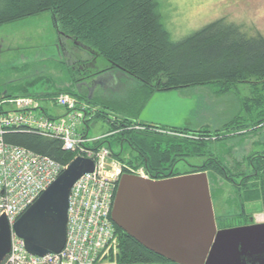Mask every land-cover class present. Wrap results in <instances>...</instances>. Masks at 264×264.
Masks as SVG:
<instances>
[{
	"label": "trees",
	"instance_id": "trees-1",
	"mask_svg": "<svg viewBox=\"0 0 264 264\" xmlns=\"http://www.w3.org/2000/svg\"><path fill=\"white\" fill-rule=\"evenodd\" d=\"M45 12L50 14L52 25L61 36L72 42L63 57L71 69L72 84L108 71L120 72L136 83L135 86L129 84L128 88L124 86L123 96L105 97L98 109L91 111L89 106L86 110L87 115L101 117L111 125L107 134L91 147H109V137L127 142L133 149L142 147L150 151L161 143L165 145V139L145 135L153 131L127 130L128 126L135 124L131 117L139 115L154 93L215 85L217 93L223 94L236 92L238 83L243 82L249 83L251 93L240 104L244 115L235 114L223 127L226 132L236 130L245 135L260 131L264 134L261 125L264 122V36L261 34H250L241 24L219 18L180 40L172 41L157 11L156 0H0V26ZM71 65L78 66L77 71ZM251 76L256 79L250 80ZM57 93L60 92L54 90L49 95ZM15 95L0 90V97ZM71 95L95 105V99L77 93ZM111 112H114L112 119L109 118ZM139 124L185 134L173 137L174 152L186 151V156L193 157L200 156L202 151L198 144L200 136L211 133L202 128ZM3 140L63 164L70 163L74 157L73 153L62 149L60 140L47 139L31 131H7ZM118 159L134 170L141 167L130 159ZM251 160H259L256 168L263 169L260 161H264V151L252 155ZM213 165L212 173L227 177L226 166ZM162 167L146 157L141 168L149 175ZM123 172L129 173L125 169ZM261 180V191L257 189L250 194L244 188L243 201L261 200L264 206V177ZM210 195L212 199L211 192ZM115 229L118 234L115 264H176L146 249L117 226Z\"/></svg>",
	"mask_w": 264,
	"mask_h": 264
},
{
	"label": "rangeland",
	"instance_id": "rangeland-1",
	"mask_svg": "<svg viewBox=\"0 0 264 264\" xmlns=\"http://www.w3.org/2000/svg\"><path fill=\"white\" fill-rule=\"evenodd\" d=\"M156 8L172 41L180 40L219 18L241 24L250 34L264 36V0H156ZM61 37L53 27L48 12L1 25L0 90L16 95H39L37 98L41 99L50 98L49 94L54 90L76 94L71 69L59 49L58 40ZM65 42L68 48L72 47L70 40ZM71 68L77 71L78 66L71 65ZM249 78L256 79L254 76ZM119 82L125 88L130 86L128 82ZM124 86L114 92L120 94ZM217 89L215 85H208L156 92L151 106L147 105L136 118L131 119L135 123H144L147 114L154 123L168 128H202L212 133L218 129L226 132L224 124L235 114L244 115L240 104L244 98L250 97V87L249 83L243 82L238 83L236 92L218 94ZM82 93L85 96L86 93ZM77 94L81 95L79 92ZM41 105L48 109L50 115L60 110L48 100L41 101ZM113 116L114 112H111L109 118ZM88 124L86 137L89 146L111 129L109 122L101 117L90 115ZM231 131L236 133V130ZM259 132L231 135L224 145L200 146L205 152L202 157L210 164L207 175L217 228L248 225L250 219L254 223L264 222L261 200L242 199L244 188L252 194L257 189L261 191L263 185L264 161H260L263 169H257L259 160H251L252 155L264 151V134ZM107 141L114 155L127 158L125 143L117 141L115 137H109ZM202 160L201 156L188 157V161L195 164H200ZM215 162L227 167L226 178L211 172L214 166L211 164Z\"/></svg>",
	"mask_w": 264,
	"mask_h": 264
},
{
	"label": "water",
	"instance_id": "water-1",
	"mask_svg": "<svg viewBox=\"0 0 264 264\" xmlns=\"http://www.w3.org/2000/svg\"><path fill=\"white\" fill-rule=\"evenodd\" d=\"M93 169L91 159L75 157L12 225L0 216V264L12 234L31 255L62 250L70 189ZM110 218L143 247L176 264H264V222L217 229L204 171L164 179L122 173Z\"/></svg>",
	"mask_w": 264,
	"mask_h": 264
},
{
	"label": "built area",
	"instance_id": "built-area-1",
	"mask_svg": "<svg viewBox=\"0 0 264 264\" xmlns=\"http://www.w3.org/2000/svg\"><path fill=\"white\" fill-rule=\"evenodd\" d=\"M45 100L62 109L64 115L48 114V109L41 105ZM88 108L86 102L62 92L48 99L32 95L0 97V216L4 215L10 225L69 163L63 164L25 147L8 144L3 140L4 133L25 130L60 140L62 149L74 154L73 159L81 156L94 163L93 171L79 177L70 189L66 241L62 250L43 256L31 255L23 240L12 234L10 251L1 264H115L118 234L110 213L117 181L124 169L147 178L149 175L143 168L127 167L107 146L88 145L86 134L78 130L86 120ZM261 125L264 126V122ZM146 129L173 132L167 128H147L139 123L127 127V130L136 131Z\"/></svg>",
	"mask_w": 264,
	"mask_h": 264
},
{
	"label": "flooded vegetation",
	"instance_id": "flooded-vegetation-1",
	"mask_svg": "<svg viewBox=\"0 0 264 264\" xmlns=\"http://www.w3.org/2000/svg\"><path fill=\"white\" fill-rule=\"evenodd\" d=\"M68 41L69 39L66 38ZM65 38L64 40L62 37L58 40V45L59 49L62 52V57L66 56V41ZM124 86L122 83L116 82L113 86V90H120V87ZM190 133V132H189ZM152 136L156 138L157 140H166V144H159V146L152 148L150 151L149 150H144L142 147H137L135 149L130 148L127 142H124L127 145V158L130 159L133 164L139 165L143 167L146 162V157H149L151 160H153L156 164L162 165V169L157 170L151 174H149V178H154V179H164V178H171L174 176L182 175L190 170H199V171H204L208 172L209 167L208 161H206L205 158L202 156L205 154L204 151L200 152V156L203 159L200 164H195L191 163L188 161V157L186 156V151L182 152H174L173 149V143L172 139L174 136H179L181 133H165L161 131H153L152 133L145 134ZM231 133L230 132H211V133H206L202 134L200 137L201 139L198 141V144L201 147L205 146H218V145H224L223 143H227V141L230 139ZM181 154V155H180ZM198 156V157H200ZM216 164V162L214 163ZM213 165V163L211 164ZM140 167V168H141ZM208 176V175H207ZM250 220L249 224H252ZM221 229V228H217Z\"/></svg>",
	"mask_w": 264,
	"mask_h": 264
},
{
	"label": "crops",
	"instance_id": "crops-1",
	"mask_svg": "<svg viewBox=\"0 0 264 264\" xmlns=\"http://www.w3.org/2000/svg\"><path fill=\"white\" fill-rule=\"evenodd\" d=\"M93 79H94V77L91 79L82 81L78 84L73 85V87L77 93L79 92V93H81V95L84 96V94L82 93V91H83L84 93H86L85 98L95 99V105H94V103H88L87 101H85V99L79 98V100L86 102L87 105L92 108L91 111L98 109L100 107V105H102L101 102L105 97H109L111 99L117 95H122V96L124 95V93L118 92L120 94H116L114 92L115 90H113V86L116 82L119 83V81H125V82L130 83L131 86L136 85V83L133 80L129 79L124 74H122L120 72H115V71L110 72V74L107 73V74L103 75L101 77V79H99L95 82H93ZM93 94H96V96L93 97ZM153 95L151 96V98L149 99L148 103L145 105L144 108H146L147 105L151 106L153 99H154ZM142 110H141V112H142ZM51 115L52 116H62V115H64V111L62 109H60L58 112H55L54 114H51ZM89 116L90 115H87L85 122L82 123L81 125H79V127H78V130L80 132L85 133V134L89 128V124H88ZM144 117L147 118V120L143 121L144 123L153 124V125L158 126L157 123H154V121H152L153 118L151 116L146 114ZM162 123L168 125L166 123V121H162Z\"/></svg>",
	"mask_w": 264,
	"mask_h": 264
},
{
	"label": "bare ground",
	"instance_id": "bare-ground-1",
	"mask_svg": "<svg viewBox=\"0 0 264 264\" xmlns=\"http://www.w3.org/2000/svg\"><path fill=\"white\" fill-rule=\"evenodd\" d=\"M91 108V107H90Z\"/></svg>",
	"mask_w": 264,
	"mask_h": 264
}]
</instances>
